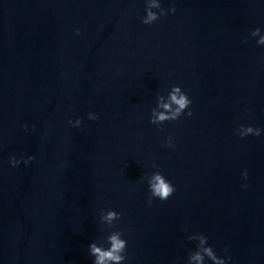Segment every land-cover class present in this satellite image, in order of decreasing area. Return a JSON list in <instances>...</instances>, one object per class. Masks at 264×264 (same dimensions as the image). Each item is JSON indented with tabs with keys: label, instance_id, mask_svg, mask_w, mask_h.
Returning <instances> with one entry per match:
<instances>
[{
	"label": "water",
	"instance_id": "1",
	"mask_svg": "<svg viewBox=\"0 0 264 264\" xmlns=\"http://www.w3.org/2000/svg\"><path fill=\"white\" fill-rule=\"evenodd\" d=\"M173 4L147 25L146 0H0V264H93L114 230L123 264H187L195 233L264 264V131L237 132L264 129V0ZM176 84L193 115L151 123ZM154 163L176 190L149 205Z\"/></svg>",
	"mask_w": 264,
	"mask_h": 264
},
{
	"label": "clouds",
	"instance_id": "2",
	"mask_svg": "<svg viewBox=\"0 0 264 264\" xmlns=\"http://www.w3.org/2000/svg\"><path fill=\"white\" fill-rule=\"evenodd\" d=\"M154 9H159V11H154ZM175 4L170 9H164L161 5V0H146V15L144 16L142 23L151 25L157 21L161 16L168 15L169 12H176ZM76 34L79 35L81 30L78 28L75 30ZM251 36L259 37L257 44L264 45V34H261V29L259 27L255 28L251 32ZM244 42H248V38L245 37ZM192 104V99L186 91L183 90L182 86L176 84L173 85L168 92L167 101L164 96H160L157 101V108L152 109V115L150 122L156 125H162L165 121H175L179 120L182 115L185 114L187 110V115L190 117L193 112L190 108ZM162 109V110H158ZM89 119L98 120L99 116L96 113L90 112L88 114ZM69 123L74 127L82 124V118H77L76 120H69ZM27 130V125L24 126ZM34 127V126H33ZM264 129L260 127H255L253 125L241 124L237 132L241 138L246 137L250 134L259 136ZM167 146H172V138L168 137ZM34 157H28L24 159H17L12 156L10 163L12 166H18L22 161L25 164L31 162ZM154 167L157 171L153 172L151 175H146L144 178L148 181L149 186V198L148 204L151 205L155 198L160 200H167L175 192V185L161 172L159 171V166L154 163ZM245 180L248 178V170L245 169L242 173ZM242 187L247 188L248 185L244 184ZM123 213L118 212L114 209H109L106 212L101 213V219L108 226H113L114 222L120 220ZM187 231V229H185ZM191 240L198 241L196 250L189 253L187 264H206V258L212 261V264H229L231 261V256H220L217 254L215 248L208 244L209 237L203 233H195L189 237ZM108 247L98 241H93L89 245V254L94 257L93 264H123L127 257V246L128 241L124 238V233L121 230H114L107 236L106 240ZM228 246L225 247V252L227 253Z\"/></svg>",
	"mask_w": 264,
	"mask_h": 264
}]
</instances>
